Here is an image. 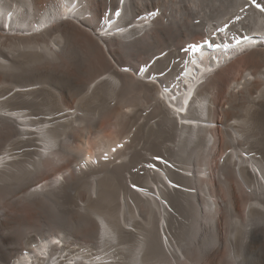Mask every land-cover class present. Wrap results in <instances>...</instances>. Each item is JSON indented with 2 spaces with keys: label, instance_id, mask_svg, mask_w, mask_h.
<instances>
[{
  "label": "bare ground",
  "instance_id": "bare-ground-1",
  "mask_svg": "<svg viewBox=\"0 0 264 264\" xmlns=\"http://www.w3.org/2000/svg\"><path fill=\"white\" fill-rule=\"evenodd\" d=\"M0 264H264V11L0 0Z\"/></svg>",
  "mask_w": 264,
  "mask_h": 264
},
{
  "label": "rangeland",
  "instance_id": "rangeland-1",
  "mask_svg": "<svg viewBox=\"0 0 264 264\" xmlns=\"http://www.w3.org/2000/svg\"><path fill=\"white\" fill-rule=\"evenodd\" d=\"M109 15H110V13H109ZM185 64H186V62H185ZM185 64H184V66H185ZM211 125V124H210ZM213 126V125H212ZM83 159L81 158V160L79 159L78 160V163H80L81 161H82ZM56 231V230H55ZM55 231H51V232H49L47 235L45 234V235H42V236H40V235H37L36 236V238H35V240H33V241H31V243H29V244H27V245H23V246H21V247H18V249H22V248H25L27 251H30V250H33V249H36L37 248V246L40 244V243H42V242H44L45 241V239L46 240H48V239H51V238H53V235L54 236H56L57 235V231L55 232ZM55 233V234H54ZM42 240V241H41ZM44 240V241H43ZM18 249H17V251H16V257H21V256H23L24 255V252L23 251H18Z\"/></svg>",
  "mask_w": 264,
  "mask_h": 264
},
{
  "label": "snow or ice",
  "instance_id": "snow-or-ice-1",
  "mask_svg": "<svg viewBox=\"0 0 264 264\" xmlns=\"http://www.w3.org/2000/svg\"><path fill=\"white\" fill-rule=\"evenodd\" d=\"M253 4L255 5V7L259 8L261 11H264V5L260 4V3H257V0H252ZM241 11H243V9H241ZM116 15H119V12L116 13ZM237 19L239 20L240 17H237ZM244 39H247V37H244ZM240 41H237V43H239ZM205 43H208V44H211V42L209 41H206ZM194 47H202V45H196ZM106 158V157H105ZM159 159V158H157ZM151 167H155L154 165H152ZM133 187H135V185H133Z\"/></svg>",
  "mask_w": 264,
  "mask_h": 264
}]
</instances>
